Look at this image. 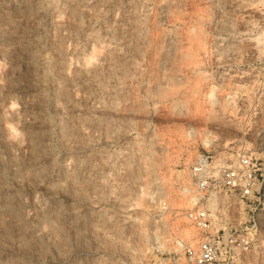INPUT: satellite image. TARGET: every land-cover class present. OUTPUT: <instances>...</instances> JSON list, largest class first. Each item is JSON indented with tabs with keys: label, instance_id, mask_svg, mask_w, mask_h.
<instances>
[{
	"label": "rangeland",
	"instance_id": "1",
	"mask_svg": "<svg viewBox=\"0 0 264 264\" xmlns=\"http://www.w3.org/2000/svg\"><path fill=\"white\" fill-rule=\"evenodd\" d=\"M241 152L264 156V0H0V264H184L192 165ZM215 201L251 243L218 264H264Z\"/></svg>",
	"mask_w": 264,
	"mask_h": 264
},
{
	"label": "built area",
	"instance_id": "2",
	"mask_svg": "<svg viewBox=\"0 0 264 264\" xmlns=\"http://www.w3.org/2000/svg\"><path fill=\"white\" fill-rule=\"evenodd\" d=\"M196 193L195 207L186 213V219L196 233L194 246L183 247L184 264H218L233 257L236 250H246L251 243L247 238L236 239L231 229L221 228L215 212L207 203L213 197H226L227 202L237 199L244 203L253 227L264 235V227L256 222L264 210V156L241 152L229 164H216L201 156L191 167Z\"/></svg>",
	"mask_w": 264,
	"mask_h": 264
},
{
	"label": "bare ground",
	"instance_id": "3",
	"mask_svg": "<svg viewBox=\"0 0 264 264\" xmlns=\"http://www.w3.org/2000/svg\"><path fill=\"white\" fill-rule=\"evenodd\" d=\"M215 199L213 198V197H211L210 199H209V206H211L212 207V205L213 204H215ZM213 206H215V205H213ZM213 208V207H212ZM178 245L180 246V247H182L183 245L179 242L178 243Z\"/></svg>",
	"mask_w": 264,
	"mask_h": 264
}]
</instances>
